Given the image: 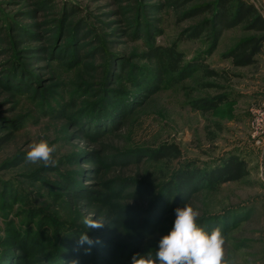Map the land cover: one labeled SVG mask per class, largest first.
<instances>
[{
  "label": "rangeland",
  "instance_id": "obj_1",
  "mask_svg": "<svg viewBox=\"0 0 264 264\" xmlns=\"http://www.w3.org/2000/svg\"><path fill=\"white\" fill-rule=\"evenodd\" d=\"M222 1L0 0V264H131L184 202L209 234L221 228L228 264H264V138L251 126L264 43L234 65L226 53L261 33L224 29ZM226 5L229 19L241 6L264 19V0ZM174 45L175 71L147 56ZM41 138L57 146L55 167L25 160ZM233 158L241 179L205 181ZM88 215L108 223L80 246Z\"/></svg>",
  "mask_w": 264,
  "mask_h": 264
},
{
  "label": "clouds",
  "instance_id": "obj_2",
  "mask_svg": "<svg viewBox=\"0 0 264 264\" xmlns=\"http://www.w3.org/2000/svg\"><path fill=\"white\" fill-rule=\"evenodd\" d=\"M57 146L41 138L28 146L25 160L31 164H42L44 167H55L57 160L54 154ZM175 220L171 231L158 241V248L147 253H135L131 264H228L224 259L225 236L220 227L209 234L197 224L199 212L187 202L175 210ZM88 215L83 224L86 231L79 233L78 244L92 246L98 243L87 234L88 229H100L108 222L102 216ZM86 251H90V248ZM71 264H77L73 260Z\"/></svg>",
  "mask_w": 264,
  "mask_h": 264
},
{
  "label": "trees",
  "instance_id": "obj_3",
  "mask_svg": "<svg viewBox=\"0 0 264 264\" xmlns=\"http://www.w3.org/2000/svg\"><path fill=\"white\" fill-rule=\"evenodd\" d=\"M229 0H223L220 2V6L222 7V13L218 16L219 24L224 28H231L235 26L236 24L247 21L249 23V28L256 30L261 33L260 36H253L248 40H244L240 43H238L233 49L228 51L226 53V57L231 58L233 61V64L236 66H248L256 62V55L260 53L261 47L264 43V19L257 13H255L250 6H241L239 11L237 12L236 16L233 15L236 19H229V17H232L230 15L228 9H226V3ZM195 38L196 33H194ZM157 52L153 49L149 53H147V56L152 58V52L153 53H161L166 59L167 62L171 68L172 71H175L181 57V53H179L175 45L174 47H168V48H156ZM201 68V67H200ZM209 76H217L218 73L213 70H207L206 71ZM227 97L223 98H217L213 100H202L195 102V106L199 109H212L213 107H216L218 104H221L225 101H227ZM170 151H166L163 155H160V158H165L167 155H169ZM243 161L238 160L237 158H233L230 161H227L223 163V165L216 167L212 169L211 171L207 173L202 172V176L205 179V181L210 184H219L221 182H228V181H236L242 178L244 175L243 171ZM189 170V169H187ZM201 174L200 171L193 173L192 176L185 177L184 175H181V184L184 186L182 182H185L189 178H193L196 174Z\"/></svg>",
  "mask_w": 264,
  "mask_h": 264
},
{
  "label": "built area",
  "instance_id": "obj_4",
  "mask_svg": "<svg viewBox=\"0 0 264 264\" xmlns=\"http://www.w3.org/2000/svg\"><path fill=\"white\" fill-rule=\"evenodd\" d=\"M251 126L255 135L264 138V99L261 103L252 108Z\"/></svg>",
  "mask_w": 264,
  "mask_h": 264
}]
</instances>
